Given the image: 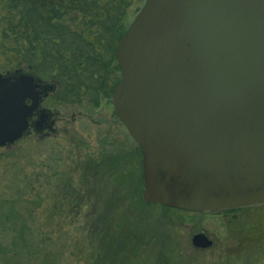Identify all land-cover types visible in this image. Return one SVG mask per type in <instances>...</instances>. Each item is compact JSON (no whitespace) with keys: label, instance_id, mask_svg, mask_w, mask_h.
<instances>
[{"label":"water","instance_id":"water-1","mask_svg":"<svg viewBox=\"0 0 264 264\" xmlns=\"http://www.w3.org/2000/svg\"><path fill=\"white\" fill-rule=\"evenodd\" d=\"M115 59L112 104L142 153L144 203L202 214L264 203V0H145ZM38 87L0 73V148L27 130Z\"/></svg>","mask_w":264,"mask_h":264},{"label":"rangeland","instance_id":"rangeland-1","mask_svg":"<svg viewBox=\"0 0 264 264\" xmlns=\"http://www.w3.org/2000/svg\"><path fill=\"white\" fill-rule=\"evenodd\" d=\"M135 9L136 3L126 24ZM106 124L98 130L112 133L111 148L97 144L93 127L77 129V123L46 139L27 137L0 148V246L9 248L28 226L39 251L18 260L8 253L3 264H91L102 255V264H264V203L228 213L142 211L137 202L144 193L141 150L118 120V127L112 120ZM116 199L123 205L108 217L114 227L107 238L117 239L125 228L135 242L136 235L143 237L144 245L140 238L136 248L122 250L89 236L92 220ZM77 200L79 208L73 205ZM197 234L212 246L194 248ZM111 256L114 262L106 260Z\"/></svg>","mask_w":264,"mask_h":264},{"label":"trees","instance_id":"trees-1","mask_svg":"<svg viewBox=\"0 0 264 264\" xmlns=\"http://www.w3.org/2000/svg\"><path fill=\"white\" fill-rule=\"evenodd\" d=\"M35 2V0H0V59L2 60L0 73L4 76H12L20 74L22 70L27 68L34 76L43 80H50L53 75L52 65H57L58 68L71 71L70 74L74 75V81L79 83L83 81L76 78L77 74L72 71V66H76L77 63H82L83 66L88 65L90 63L88 58L77 57L78 55H74L75 57L70 59H62L61 57L51 58L50 55H47L50 51L45 49H43V55L40 53L38 56L37 44L41 40L37 39V37L50 34L45 28L46 22L52 19L64 18L105 20L104 24H99L101 27L99 34L107 37V43L111 45L110 51L113 52L118 41L125 34L129 26L125 23L128 9L136 3L135 14L138 13L145 0H68L67 2L64 1V4H69V7L63 6L61 1H58L59 5L53 8L47 6L41 7L38 2ZM97 61L101 64V59ZM107 62L110 63L109 58ZM99 72L90 71L91 75L94 73L99 74ZM58 74H62V72H58ZM85 74L88 73L84 71L79 75ZM137 202L142 211L151 208L176 211L160 205H148L141 199H138ZM80 204L81 202L77 200L73 205H75V208H79ZM112 204L114 206L107 204L104 210L101 213L99 212L97 217L92 220L88 229L89 236L101 246H103V242H108V244H116L122 250L124 248L133 250L139 245L138 242L141 241L139 239L142 238L143 240V237L140 235L135 236L134 234L137 240L135 242L130 237L131 233L124 231L125 228L120 230L119 227L120 233L117 239L107 238L113 225L112 223H108V217L113 215V211L115 212L116 209V212H118V208L123 205V201L116 199ZM235 211H238V209L224 211V213ZM94 213L96 214L95 210ZM121 218L123 219V216ZM104 222H107V225H102V228H99V223ZM144 240L143 245L147 242ZM129 243L132 245L128 246ZM38 252L35 236L29 227L25 226L24 232L22 230L16 234L15 240L11 241L9 248L0 246V264L5 263L6 259L3 256L6 257L8 253H10L12 259L18 260L17 258H20L23 253L36 256ZM106 260L114 262L112 256ZM102 263L103 255L91 264Z\"/></svg>","mask_w":264,"mask_h":264},{"label":"flooded vegetation","instance_id":"flooded-vegetation-1","mask_svg":"<svg viewBox=\"0 0 264 264\" xmlns=\"http://www.w3.org/2000/svg\"><path fill=\"white\" fill-rule=\"evenodd\" d=\"M35 1L41 7H57L58 1H61L63 6L69 7V4H64V1L68 0ZM46 23L45 28L50 34L37 37L41 40L37 44L38 56L40 53L43 55L45 49L50 51L47 55L51 58L70 59L78 55L77 57L88 58L90 63L84 66L82 63H77L76 66H72V71L77 74L76 78L83 81L79 83L74 81L71 71L58 68L57 65H52L53 75L50 80L34 76L27 68L21 71L20 74L32 76L39 85L38 106L28 118L27 130L22 138L46 139L55 136L61 126L65 124L74 126L77 123V129L82 128L83 125H85L83 128L93 127L97 144H104L102 147H107L112 142V133L98 129L107 125L108 120H112L118 127L116 122L119 119L113 108L111 94L121 82V71L115 59L117 46L111 52L107 37L99 34L101 31L99 24H104L105 20L64 18L52 19ZM108 58L110 63L107 62ZM98 59H101V64ZM84 71L88 74L80 76L79 74ZM90 71L100 72L91 75ZM26 104L29 105L30 101H26ZM106 109L110 110L109 114ZM75 110L78 112L75 113ZM119 123L121 124L120 121ZM113 134L116 138L117 132ZM112 149L115 150L113 147Z\"/></svg>","mask_w":264,"mask_h":264}]
</instances>
